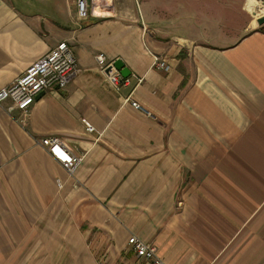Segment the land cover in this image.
<instances>
[{
	"label": "crops",
	"instance_id": "1",
	"mask_svg": "<svg viewBox=\"0 0 264 264\" xmlns=\"http://www.w3.org/2000/svg\"><path fill=\"white\" fill-rule=\"evenodd\" d=\"M249 11L112 0L80 21L77 0H0V91L61 42L81 70L27 114L0 104V264H140L133 236L166 264H264V25ZM101 53L143 85L114 90ZM46 137L84 157L74 176Z\"/></svg>",
	"mask_w": 264,
	"mask_h": 264
},
{
	"label": "built area",
	"instance_id": "2",
	"mask_svg": "<svg viewBox=\"0 0 264 264\" xmlns=\"http://www.w3.org/2000/svg\"><path fill=\"white\" fill-rule=\"evenodd\" d=\"M111 6L112 0H77L78 18L80 21H86L90 17H100L103 10ZM96 62L103 76L116 91L124 87L137 88L145 82L143 76L136 74L123 77L115 67V62L109 60L105 54H98ZM153 65L160 71L167 72L170 69L169 64L159 56H154ZM80 71L72 48L67 42H61L44 58L30 66L8 88L0 91V104L8 101L12 109L27 114L41 94L48 90H65ZM126 102L136 110L146 111L143 105L130 97ZM83 124L87 133H95L96 129L91 122L83 119ZM40 144L56 162L63 166L69 176H74L78 172L84 157L70 149L63 139L46 137L40 141ZM59 187L63 188L60 182ZM129 245L140 264H166L154 246L144 243L136 236L129 239Z\"/></svg>",
	"mask_w": 264,
	"mask_h": 264
},
{
	"label": "rangeland",
	"instance_id": "3",
	"mask_svg": "<svg viewBox=\"0 0 264 264\" xmlns=\"http://www.w3.org/2000/svg\"><path fill=\"white\" fill-rule=\"evenodd\" d=\"M258 1L260 3H263L264 4V0H258ZM247 2H248V0H247ZM262 9L264 10V8H262ZM235 11H236L235 9L223 10V12H222L221 15L227 17L228 19H230V18H233V16L236 17ZM249 13L252 14L255 17V20H258V19H261V18L264 17V13H255V12H252V11H249ZM130 253L131 252H128V254H130ZM99 255L96 257V264L97 263L107 264V257H105V256H99Z\"/></svg>",
	"mask_w": 264,
	"mask_h": 264
},
{
	"label": "water",
	"instance_id": "4",
	"mask_svg": "<svg viewBox=\"0 0 264 264\" xmlns=\"http://www.w3.org/2000/svg\"><path fill=\"white\" fill-rule=\"evenodd\" d=\"M258 24L259 26L264 25V17L258 20ZM114 65L117 68V70L120 71L123 77L127 78L131 75V71L127 67H125L124 63L121 60L115 61ZM41 96L42 94L38 98H40Z\"/></svg>",
	"mask_w": 264,
	"mask_h": 264
},
{
	"label": "bare ground",
	"instance_id": "5",
	"mask_svg": "<svg viewBox=\"0 0 264 264\" xmlns=\"http://www.w3.org/2000/svg\"><path fill=\"white\" fill-rule=\"evenodd\" d=\"M248 8L250 11L255 13H264V4L260 3L258 0H248Z\"/></svg>",
	"mask_w": 264,
	"mask_h": 264
},
{
	"label": "trees",
	"instance_id": "6",
	"mask_svg": "<svg viewBox=\"0 0 264 264\" xmlns=\"http://www.w3.org/2000/svg\"><path fill=\"white\" fill-rule=\"evenodd\" d=\"M261 30H262V31H264V27H263V28H261Z\"/></svg>",
	"mask_w": 264,
	"mask_h": 264
}]
</instances>
